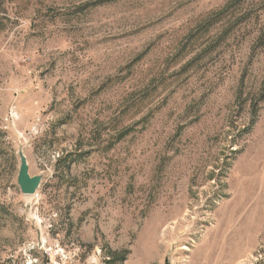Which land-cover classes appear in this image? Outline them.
<instances>
[{
  "label": "rangeland",
  "instance_id": "374dc122",
  "mask_svg": "<svg viewBox=\"0 0 264 264\" xmlns=\"http://www.w3.org/2000/svg\"><path fill=\"white\" fill-rule=\"evenodd\" d=\"M263 94L264 0H0V264H264Z\"/></svg>",
  "mask_w": 264,
  "mask_h": 264
},
{
  "label": "water",
  "instance_id": "95a60500",
  "mask_svg": "<svg viewBox=\"0 0 264 264\" xmlns=\"http://www.w3.org/2000/svg\"><path fill=\"white\" fill-rule=\"evenodd\" d=\"M21 164L18 174V184L24 195H34L39 189L42 177L39 175L32 176L29 172V164L24 152H19Z\"/></svg>",
  "mask_w": 264,
  "mask_h": 264
},
{
  "label": "bare ground",
  "instance_id": "6f19581e",
  "mask_svg": "<svg viewBox=\"0 0 264 264\" xmlns=\"http://www.w3.org/2000/svg\"><path fill=\"white\" fill-rule=\"evenodd\" d=\"M187 248V247H186ZM239 264V263H238Z\"/></svg>",
  "mask_w": 264,
  "mask_h": 264
},
{
  "label": "trees",
  "instance_id": "16d2710c",
  "mask_svg": "<svg viewBox=\"0 0 264 264\" xmlns=\"http://www.w3.org/2000/svg\"><path fill=\"white\" fill-rule=\"evenodd\" d=\"M264 95V94H263Z\"/></svg>",
  "mask_w": 264,
  "mask_h": 264
}]
</instances>
